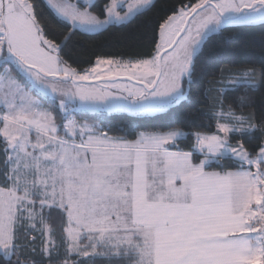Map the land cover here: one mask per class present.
I'll return each instance as SVG.
<instances>
[{"label": "snow or ice", "instance_id": "6c2138e0", "mask_svg": "<svg viewBox=\"0 0 264 264\" xmlns=\"http://www.w3.org/2000/svg\"><path fill=\"white\" fill-rule=\"evenodd\" d=\"M156 7L0 0V264H264V63L202 87L209 38L264 27V0L161 5L150 56L72 66L77 32ZM183 108L187 129L134 138L77 118Z\"/></svg>", "mask_w": 264, "mask_h": 264}, {"label": "trees", "instance_id": "16d2710c", "mask_svg": "<svg viewBox=\"0 0 264 264\" xmlns=\"http://www.w3.org/2000/svg\"><path fill=\"white\" fill-rule=\"evenodd\" d=\"M107 0H97V9ZM177 0H157V7L143 16H137L129 24L113 26L99 34H84L77 32L68 44L65 52L73 67L79 72H84L96 65L97 58L136 60L150 56L154 49L151 41L152 25L156 22L161 5L173 6ZM45 12L52 19V14ZM103 19L104 16L101 15ZM58 31H66L62 26H57ZM203 59L211 66L212 71L205 77L202 85L207 88L220 70L237 71L245 67L257 66L264 63V27H230L222 35H213L209 38ZM264 92H257L259 98ZM203 101V96L199 97ZM191 110L183 108L174 113H164L151 117H131L126 115L100 116L92 114H77V118H85L90 122L100 123L103 121L106 127H110L113 133L118 135L129 134V138L139 132L166 131L170 127L185 128L190 124L191 118L188 113ZM207 123L201 118L198 123ZM215 130L214 127L212 129ZM189 144L191 141L188 142Z\"/></svg>", "mask_w": 264, "mask_h": 264}, {"label": "rangeland", "instance_id": "374dc122", "mask_svg": "<svg viewBox=\"0 0 264 264\" xmlns=\"http://www.w3.org/2000/svg\"><path fill=\"white\" fill-rule=\"evenodd\" d=\"M97 0H94V2H96ZM126 10V9H125ZM123 14V13H121ZM102 19V18H101ZM133 21V20H132ZM129 24V23H127ZM127 24H123V25H109L105 30H102L100 32H96V33H84V34H90V35H94V34H99V33H102L106 30H108L110 27H113V26H124V25H127ZM213 35H216V34H213ZM212 35V36H213ZM96 66V65H95ZM101 69H104V70H107L109 67H113V70H116L114 68V66H108V65H100L99 66ZM83 73V72H81ZM121 81L124 80L123 77L119 78ZM91 83H103L102 81H90ZM85 83H88V82H85ZM127 83L129 84H134L135 82L134 81H128ZM92 115H100V116H107V117H112V116H118V115H126V116H131V117H151V116H157V115H161V114H156V115H150V116H135V115H131V114H127V113H112V114H109V113H96V114H92Z\"/></svg>", "mask_w": 264, "mask_h": 264}]
</instances>
